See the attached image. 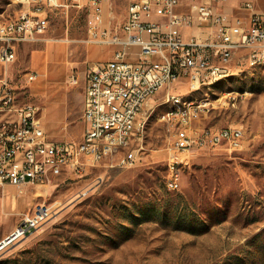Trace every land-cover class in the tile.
<instances>
[{
	"label": "rangeland",
	"instance_id": "1",
	"mask_svg": "<svg viewBox=\"0 0 264 264\" xmlns=\"http://www.w3.org/2000/svg\"><path fill=\"white\" fill-rule=\"evenodd\" d=\"M257 3L264 6V0ZM104 5L111 24L124 21L126 0H105ZM18 9L16 0H0V22ZM88 18L87 7L54 11L46 41L22 45L8 69L20 102L40 108L42 124L54 140L81 139L84 77L96 67L91 58L100 64L108 59L107 47L88 41ZM61 43L64 61L52 64L66 67L67 74L50 92L51 98L67 93L68 109L54 128L44 117L45 100L33 93L34 82L27 77L39 57L32 51L52 45L58 56ZM232 66L229 75L195 93L185 79L173 83L171 92L210 101L198 126L242 128V149L196 151L183 169L181 187L167 189L171 132L161 118L171 106L163 103L168 89L162 90L145 113L135 167L100 169L95 171L99 179L94 174L82 182L55 179L23 192L11 185L0 188V238L36 201L54 208L53 217L1 256L0 264H264V67L236 61Z\"/></svg>",
	"mask_w": 264,
	"mask_h": 264
},
{
	"label": "built area",
	"instance_id": "2",
	"mask_svg": "<svg viewBox=\"0 0 264 264\" xmlns=\"http://www.w3.org/2000/svg\"><path fill=\"white\" fill-rule=\"evenodd\" d=\"M126 1L127 16L115 25L105 0H16V15L0 22V188L11 185L23 192L55 179L82 182L100 169L135 167L143 148L141 123L154 97L165 89L163 103L182 98L181 111L161 118L171 132L167 189L181 187L183 169L196 151L243 148L240 127L198 126L210 111V101H185L171 90L185 79L195 93L216 75L233 71L235 61L263 68L264 6L258 0H236L235 5H229L231 0ZM74 5L89 10L88 41L112 52L85 75L81 139L54 140L41 123L40 108L20 102L8 69L22 45L46 41L54 11ZM182 29L191 30L187 39ZM36 78L30 71L28 81ZM76 82L72 76L71 83ZM53 215L52 205L36 201L0 238V256Z\"/></svg>",
	"mask_w": 264,
	"mask_h": 264
},
{
	"label": "crops",
	"instance_id": "3",
	"mask_svg": "<svg viewBox=\"0 0 264 264\" xmlns=\"http://www.w3.org/2000/svg\"><path fill=\"white\" fill-rule=\"evenodd\" d=\"M235 3H236V0H231L229 5H235ZM228 8L230 9V7ZM200 30H203V29H200ZM190 32H191L190 29H182L183 37L187 39L190 35ZM52 45H45L44 48H38L32 51V53L39 54V57L36 58V64H35L36 67L31 68V71H35L37 73V78L34 81H32L34 82L32 91L34 94L39 96V98H42L45 100L46 104L43 109L44 117L47 118V121L49 122L51 126L56 128L60 124L63 123L66 117L67 109H68V95L67 93L63 92L57 98H51L50 88L51 86L56 85V84H60V85L63 84L64 83L63 76L67 74V71H66V67L64 66L59 67V64H57L58 66L57 65L53 66L52 64V61H55V60L64 61V57L62 54V49L64 48V45L62 43L59 44L60 53L58 54V56H54L52 54L51 52ZM94 46H98V45L94 44ZM107 48H108L107 58L109 59L112 49H110L109 47ZM91 60L96 65H100V63L97 60L93 58H91ZM84 81H85V77H84ZM84 97H85V92H84ZM84 97H83V105H84ZM31 207L25 209L24 212H27L28 210H30Z\"/></svg>",
	"mask_w": 264,
	"mask_h": 264
},
{
	"label": "bare ground",
	"instance_id": "4",
	"mask_svg": "<svg viewBox=\"0 0 264 264\" xmlns=\"http://www.w3.org/2000/svg\"><path fill=\"white\" fill-rule=\"evenodd\" d=\"M264 67V66H263ZM231 71L229 72H224V73H221L220 75H216L215 77H213L211 80L207 81L205 83V85H208L216 80H218L219 78H222V77H225L227 75L230 74ZM184 100L185 101H193L192 100H188L186 99L185 95H184ZM197 101V100H195ZM168 103L170 104L171 108L169 111H167L165 114H174L178 111H181V105H182V98H168ZM145 125H146V119L144 118V122L141 123V135L145 129ZM1 257V256H0Z\"/></svg>",
	"mask_w": 264,
	"mask_h": 264
}]
</instances>
